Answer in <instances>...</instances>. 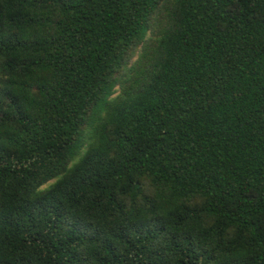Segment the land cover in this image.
Masks as SVG:
<instances>
[{"label":"trees","instance_id":"trees-1","mask_svg":"<svg viewBox=\"0 0 264 264\" xmlns=\"http://www.w3.org/2000/svg\"><path fill=\"white\" fill-rule=\"evenodd\" d=\"M0 264H264V0H0Z\"/></svg>","mask_w":264,"mask_h":264}]
</instances>
